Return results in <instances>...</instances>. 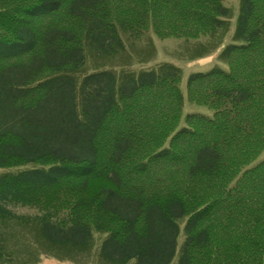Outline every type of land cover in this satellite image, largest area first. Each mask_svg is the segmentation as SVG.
Wrapping results in <instances>:
<instances>
[{
  "label": "trees",
  "instance_id": "trees-1",
  "mask_svg": "<svg viewBox=\"0 0 264 264\" xmlns=\"http://www.w3.org/2000/svg\"><path fill=\"white\" fill-rule=\"evenodd\" d=\"M241 8L229 69L187 84L212 115L182 125L177 68L89 53L216 33L222 0H0V264H27L18 243L28 264H264V0Z\"/></svg>",
  "mask_w": 264,
  "mask_h": 264
},
{
  "label": "rangeland",
  "instance_id": "rangeland-1",
  "mask_svg": "<svg viewBox=\"0 0 264 264\" xmlns=\"http://www.w3.org/2000/svg\"><path fill=\"white\" fill-rule=\"evenodd\" d=\"M223 5L229 9V15L223 18L226 26L220 28L216 33L202 36L198 39H159L152 33L146 35L143 39L136 42L127 41L125 36L124 49L118 51L113 56L97 57L93 53H89V68L108 69L113 71L118 77L123 75L138 76L143 72L150 71H166L168 68H178L181 75L180 89L182 91L183 100V118L181 124L184 125V119L189 114H201L211 116L213 111L208 107L191 103L187 97V84L191 75L195 73H206L213 70L229 69V63L225 56V51L230 45H241L243 40L236 37L238 29V20L242 11V0H222ZM121 77V78H122ZM264 159V151L253 163L256 164ZM4 170H0L2 172ZM20 214H33V211L21 209ZM98 244V239H97ZM100 242V240H99ZM41 250L42 247L34 243ZM37 254L39 248L36 247ZM34 247L31 246V252L34 253ZM17 250L19 252V260H28L29 249L26 245L18 243ZM94 253H91V259H85L81 264H102L96 261ZM25 261L23 263H25ZM174 261L173 264H176ZM35 264H77L73 261H61L55 257L43 256L40 263Z\"/></svg>",
  "mask_w": 264,
  "mask_h": 264
}]
</instances>
